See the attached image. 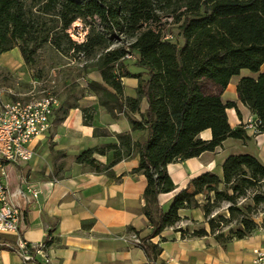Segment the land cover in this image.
<instances>
[{"label": "trees", "instance_id": "16d2710c", "mask_svg": "<svg viewBox=\"0 0 264 264\" xmlns=\"http://www.w3.org/2000/svg\"><path fill=\"white\" fill-rule=\"evenodd\" d=\"M174 3L179 13L165 17H172L179 31L174 40H165L161 11ZM77 21L88 28L81 44L69 34ZM45 45L84 59L85 70L97 69L102 81H89L90 90L114 119L124 114L130 121V131L118 133L115 142L85 149L75 162L116 179L113 167L139 156L132 173L147 178L143 210L152 230L144 236L133 227L128 230L139 236L150 264H161L162 252L152 239L178 224L183 209L201 208L209 225L210 231L202 228L192 235L215 234L223 244L258 228L248 213L264 205V163L252 154L230 155L221 176L204 172L192 178L168 210L159 195L177 188L169 164L215 151L228 138L249 139L244 125L234 128L229 122L228 109L241 115L237 102L222 98L243 69L258 76L240 79L239 100L259 121V134L264 133V0H0V54L18 48L25 64L32 66ZM128 53H135L136 59H124ZM129 62L141 71H131ZM124 77L139 80L136 96L125 95ZM144 100L148 107L142 112ZM77 107L78 102L66 99L59 107L60 120ZM82 111L85 125L95 127V136L109 135L96 125L94 108ZM208 129L212 138L205 140L201 133ZM136 133H142L141 138H135ZM109 154L107 164L95 157ZM250 193L253 203L240 206ZM223 204H229V217H212ZM234 219H240L239 225L229 227L227 234L224 230ZM35 262L44 264L38 258Z\"/></svg>", "mask_w": 264, "mask_h": 264}, {"label": "crops", "instance_id": "0c3cea01", "mask_svg": "<svg viewBox=\"0 0 264 264\" xmlns=\"http://www.w3.org/2000/svg\"><path fill=\"white\" fill-rule=\"evenodd\" d=\"M131 71L141 70L134 67ZM261 72H264V65ZM93 74L89 75L90 78L102 81L99 71ZM242 77L248 76L241 75L235 81L233 78L222 94L225 102H237L241 112L239 116L235 108L227 110L234 128L243 125L250 115L256 117L239 100L237 86ZM123 84L126 96L137 95V78L124 77ZM147 107L144 100L141 111ZM96 109L99 116L96 125L107 130L108 136H95V127L85 125L80 107L71 108L53 137L55 147L47 154L53 155L48 167L41 165L39 151L40 145L46 143L45 134L30 142L34 156L29 162L6 165L11 197L20 208L21 217L19 235L0 233V264H36L27 263L19 253L3 245L16 246L19 239L31 245L48 240L50 260L46 263L42 256L38 257L44 264H150L147 254L134 237L139 236L128 230L133 227L140 236L152 230L143 210L147 178L142 173H132L139 166V156L115 165L116 179L92 172L75 162L77 155L85 149L115 142L118 133L131 130L130 121L124 114L114 119L98 101ZM135 116L140 118L139 114ZM247 132V140L228 138L215 151L169 164L168 171L177 188L159 195L163 209L170 208L175 195L192 178L204 172L221 176L225 160L237 154V142H242L250 154L264 160V133L254 135L250 130ZM141 135L136 133L135 138H141ZM201 138L211 139L212 131L205 130ZM258 141L262 143L261 152H258ZM57 151L62 152L60 155L65 157V161L55 162ZM95 157L104 164L112 159L111 154ZM30 188L38 192L37 197L28 192ZM181 218L178 224L152 239L162 247L158 260L161 264H252L254 249L264 247L263 225H258L245 238H234L223 244L215 234L192 235L197 227L210 231L201 208L183 209ZM224 231L228 234V228Z\"/></svg>", "mask_w": 264, "mask_h": 264}, {"label": "rangeland", "instance_id": "374dc122", "mask_svg": "<svg viewBox=\"0 0 264 264\" xmlns=\"http://www.w3.org/2000/svg\"><path fill=\"white\" fill-rule=\"evenodd\" d=\"M178 4L174 3L170 7L165 8L161 11L163 20L165 24V30H172L173 34L178 33L179 24L171 23L170 19L165 17L166 15L173 14V11L179 13L180 10H176ZM175 14V15H176ZM90 21V20H89ZM89 21H86L88 24ZM182 44V40H179ZM17 55V57H15ZM84 59L76 58L72 55H63L57 52L52 46L45 45L37 55L36 63L32 66H27L23 60L21 52L18 48L12 51L0 54V101L3 102H13L22 101L30 102L36 99H40L48 94H53L57 96L60 100V107L66 99L69 102H78L80 109L82 108H94V118L95 123H99L97 117V101L98 96L90 90L88 86L89 81L93 79L90 78L94 72L98 70L95 68L84 69L85 64ZM129 67L134 69V63L129 62ZM94 75V74H93ZM253 76L257 77L258 74L254 73L248 69H243L239 76ZM239 76L234 77V81L239 78ZM99 102V101H98ZM68 104H66L67 106ZM62 117V112L57 109L52 117V124L49 131L45 134L46 143H43L39 147L40 161L41 165L48 167L49 162L53 155H47L49 149L55 147L53 142V137L55 133L59 131V125L62 122L60 118ZM251 115L248 117L250 118ZM247 118V119H248ZM256 119V118H253ZM254 135H258L256 131H252ZM258 152H261V142H257ZM237 154H250L242 142H237L236 150ZM249 152V153H248ZM65 161V157L58 154L55 157V162ZM260 160V159H259ZM264 163V160H260ZM253 193H250L248 197L242 198L239 201L240 206H247L253 203L252 201ZM229 204H223L222 207L218 208L212 215V217L218 218L220 215H225L229 217L228 213ZM258 225L264 226V205H260L257 208L256 213H248ZM240 219H234L229 227H237L239 225ZM207 221V220H206ZM202 229L197 227L196 230Z\"/></svg>", "mask_w": 264, "mask_h": 264}, {"label": "built area", "instance_id": "2783aa9c", "mask_svg": "<svg viewBox=\"0 0 264 264\" xmlns=\"http://www.w3.org/2000/svg\"><path fill=\"white\" fill-rule=\"evenodd\" d=\"M167 19L173 22V18ZM71 38L81 44L86 41L88 28L84 27L81 21L73 24L69 30ZM165 40H174L172 30L163 29ZM84 58V55H81ZM128 61L136 59L135 53H128L125 58ZM60 100L53 94L45 95L40 99L30 102L0 101V233L8 235H19V222L21 217L20 208L13 202L9 189L7 164H21L29 162L34 151L30 148V142L46 134L51 128L52 117L59 107ZM254 116L248 118L244 127L259 134V121ZM35 197L38 192L29 189ZM136 240L139 238L135 235ZM6 247L19 253L27 263H36V258L42 256L47 263L50 260L48 245L46 241L31 245L30 243L18 240L17 245L3 243ZM252 264H264V247L254 249Z\"/></svg>", "mask_w": 264, "mask_h": 264}]
</instances>
